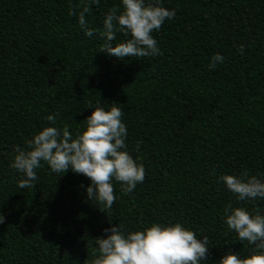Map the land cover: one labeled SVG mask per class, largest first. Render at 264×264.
Masks as SVG:
<instances>
[{
	"label": "trees",
	"instance_id": "1",
	"mask_svg": "<svg viewBox=\"0 0 264 264\" xmlns=\"http://www.w3.org/2000/svg\"><path fill=\"white\" fill-rule=\"evenodd\" d=\"M86 2L0 0V264H91L95 238L118 224L131 232L181 223L208 237L202 264L252 254L224 209L264 214V199L238 203L218 178L246 170L264 181V0H162L176 11L153 32L162 54L139 59L100 51L105 15L122 0L89 5L91 37L69 14ZM125 39L118 33L113 44ZM217 53L225 60L209 70ZM113 103L143 183L126 193L113 181L105 214L87 198L90 179L71 169L57 177L42 163L35 188L17 187V147L48 126L75 137L95 107Z\"/></svg>",
	"mask_w": 264,
	"mask_h": 264
},
{
	"label": "clouds",
	"instance_id": "2",
	"mask_svg": "<svg viewBox=\"0 0 264 264\" xmlns=\"http://www.w3.org/2000/svg\"><path fill=\"white\" fill-rule=\"evenodd\" d=\"M98 3L99 0H88L78 13L74 6L69 8L70 15H78V23L89 37L94 30L88 27L85 14L91 11L90 4ZM175 16V9L162 6V0H122V6L110 8L105 15L101 33L105 42L100 51L118 59L159 56L162 52L153 32L159 31L166 20ZM118 33L126 39L114 45ZM244 49V45L237 47L241 53ZM224 60L219 53L213 55L209 70H214L217 62L222 64ZM111 105L110 110L99 105L95 107L85 119V130L77 132L75 137L67 125L62 128L48 126L28 140L25 148L17 147L10 165L23 176L17 187L35 188L36 170L42 163L47 164L57 177L71 169L90 179L87 198L98 204V210L105 214L116 201L113 181L120 183L126 193L143 183L146 175L143 163H138L126 150L128 132L122 122L124 111L115 103ZM46 119L55 125L57 116L49 115ZM218 179L238 203L264 199V181L249 176L246 170L239 176L222 175ZM224 215L229 230L235 231L240 241H247L254 247L252 254L245 257L229 252L219 264H264V214L260 209L255 208L250 213L244 207L234 208L229 204ZM3 223L4 216L0 214V224ZM103 231L107 235L95 238L97 247L91 264H202L207 260L208 237L198 239L194 231L181 223H154L131 232L118 224Z\"/></svg>",
	"mask_w": 264,
	"mask_h": 264
}]
</instances>
